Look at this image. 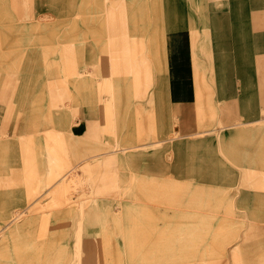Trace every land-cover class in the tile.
<instances>
[{"label":"rangeland","instance_id":"obj_1","mask_svg":"<svg viewBox=\"0 0 264 264\" xmlns=\"http://www.w3.org/2000/svg\"><path fill=\"white\" fill-rule=\"evenodd\" d=\"M121 1L0 0V264H264V59L199 133L159 129L92 77V14Z\"/></svg>","mask_w":264,"mask_h":264},{"label":"crops","instance_id":"obj_2","mask_svg":"<svg viewBox=\"0 0 264 264\" xmlns=\"http://www.w3.org/2000/svg\"><path fill=\"white\" fill-rule=\"evenodd\" d=\"M129 2L122 0L100 12L95 8L92 14V77L102 78L99 63L109 62L120 93L138 95L134 108L144 119L162 130L199 133L205 95L216 99L233 93L239 63L264 59L256 53V38L264 37V24L256 25V20L259 16L264 22V10L241 5L240 0L227 5L225 0H206L200 15V10L193 13L180 0ZM103 45L105 52L100 53ZM248 80L243 78L244 88ZM263 82L256 86L260 102Z\"/></svg>","mask_w":264,"mask_h":264},{"label":"bare ground","instance_id":"obj_3","mask_svg":"<svg viewBox=\"0 0 264 264\" xmlns=\"http://www.w3.org/2000/svg\"><path fill=\"white\" fill-rule=\"evenodd\" d=\"M251 1V0H250ZM254 1V0H253ZM264 1V0H263ZM255 2V1H254ZM257 3V4H256ZM258 3H259V5H261L260 4V0H256V2H255V4L258 6ZM252 5H254V4H252ZM263 5H264V3H263ZM258 8V7H257ZM262 8V7H261ZM252 9V8H251ZM259 9V8H258ZM259 11V10H258ZM207 18V17H206ZM257 23H256V25L258 24V25H262V24H264V22H262L263 20H261V18L258 16V18H257ZM253 24V23H252ZM253 26H254V24H253ZM258 27V26H257ZM259 28V27H258ZM264 28V27H263ZM255 29V28H254ZM261 29H262V27H261ZM260 29V30H261ZM252 30V29H251ZM253 33V32H252ZM256 35H258V34H256ZM253 36V35H252ZM256 37H258V36H256ZM254 38V37H253ZM256 41H259V40H257V38H256ZM261 42V41H260ZM255 44V43H254ZM261 56V55H260ZM263 60V59H262ZM263 62H264V60H263ZM264 66V65H263ZM261 71V70H260ZM261 73H262V71H261ZM200 81V80H199ZM263 81V80H262ZM190 83H191V81H190ZM189 83V84H190ZM191 85H193V84H191ZM188 110V109H187ZM188 112H190V111H188ZM188 115H190V114H188ZM204 118H206L205 117V115H204V113L203 112H201L200 113V121H201V124L202 125H204L203 124V122H204ZM188 119H189V117H188ZM187 119V120H188ZM190 120V119H189ZM195 120V119H194ZM186 122V121H185ZM190 122V121H189ZM184 123V122H183ZM192 124V123H191ZM201 125V126H202ZM188 126V125H187ZM189 126H192V125H189ZM188 126V127H189ZM132 129V128H131ZM130 129V130H131ZM130 132H132V131H130ZM183 132H184V130H183ZM187 134V133H186ZM160 136V135H159ZM183 143V142H182ZM208 145V144H207ZM190 146H192V144H178V146H176V148L178 149V150H181V151H190L191 150V147ZM210 146V145H209ZM204 147V145H200V144H198V145H193L192 146V149H194V150H196V149H201V148H203ZM230 151L232 152V155H236V156H240V153H238V151H235L234 150V148H230ZM172 153V152H171ZM171 156V155H170ZM245 158V157H244ZM167 159V158H166ZM170 177V176H169ZM209 177V176H208ZM171 178V177H170ZM174 178V177H173ZM34 193V192H33ZM12 219H14V218H12ZM17 219V218H16ZM50 221V220H49ZM13 225V224H12ZM74 228V227H73ZM76 233V232H75ZM198 233V232H197ZM66 234V233H65ZM57 235V234H56ZM61 235V234H60ZM196 235V234H195ZM61 237H63V236H61ZM59 239V238H58ZM11 241V240H10ZM47 243V242H46ZM70 243V242H69ZM78 243H80V241L78 242ZM52 244H54V243H52ZM48 247V246H47ZM47 247H46V249H47ZM72 247V246H71ZM69 249H70V247H69ZM57 251V250H56ZM13 253V252H12ZM58 255V254H57ZM60 255V254H59ZM58 255V256H59ZM264 259V258H263ZM17 264V263H16Z\"/></svg>","mask_w":264,"mask_h":264}]
</instances>
